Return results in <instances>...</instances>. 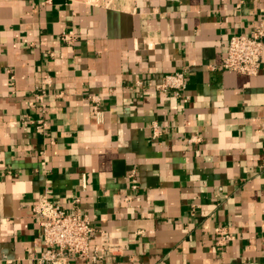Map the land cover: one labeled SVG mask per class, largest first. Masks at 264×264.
I'll return each mask as SVG.
<instances>
[{
    "label": "crops",
    "instance_id": "crops-1",
    "mask_svg": "<svg viewBox=\"0 0 264 264\" xmlns=\"http://www.w3.org/2000/svg\"><path fill=\"white\" fill-rule=\"evenodd\" d=\"M260 24L264 0H0V264H39L42 194L123 245L77 264H264V55L221 66Z\"/></svg>",
    "mask_w": 264,
    "mask_h": 264
},
{
    "label": "built area",
    "instance_id": "built-area-1",
    "mask_svg": "<svg viewBox=\"0 0 264 264\" xmlns=\"http://www.w3.org/2000/svg\"><path fill=\"white\" fill-rule=\"evenodd\" d=\"M62 38L66 42H73L76 36L73 32H69L64 33ZM263 55L264 24H260L253 29L250 35L235 34L230 38L227 55L223 58L221 66L224 70L256 76L260 72ZM150 86L163 92L174 90L179 93L187 87L186 73L176 71L167 74L161 83ZM35 99L41 105L43 104L42 95H38ZM31 105H35V102L32 101ZM38 127L42 128V125ZM153 129V136L157 137L158 126L154 124ZM137 188L138 184L133 183L132 189ZM132 199V196L125 198L126 201ZM79 202L80 199L76 197L71 211L63 209L47 194L40 195L33 203L31 207L33 215L41 219L43 227L44 249L37 258L39 264H77L79 260L97 261L107 252H116L123 246L114 243L110 233L102 231L101 252L92 251L91 239L96 230L90 218L82 213ZM216 233L220 238V245L233 238L224 227H218Z\"/></svg>",
    "mask_w": 264,
    "mask_h": 264
}]
</instances>
